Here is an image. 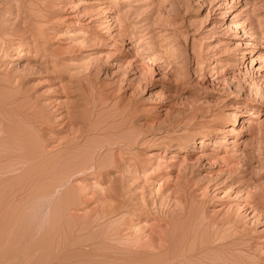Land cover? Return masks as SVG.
<instances>
[{
  "label": "rangeland",
  "instance_id": "374dc122",
  "mask_svg": "<svg viewBox=\"0 0 264 264\" xmlns=\"http://www.w3.org/2000/svg\"><path fill=\"white\" fill-rule=\"evenodd\" d=\"M0 264H264V0H0Z\"/></svg>",
  "mask_w": 264,
  "mask_h": 264
}]
</instances>
